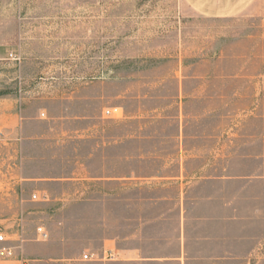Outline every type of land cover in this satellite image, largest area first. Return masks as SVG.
<instances>
[{
  "label": "crops",
  "instance_id": "0c3cea01",
  "mask_svg": "<svg viewBox=\"0 0 264 264\" xmlns=\"http://www.w3.org/2000/svg\"><path fill=\"white\" fill-rule=\"evenodd\" d=\"M184 1L229 19L255 0ZM171 72L108 94L115 81L85 83L94 107L45 130L5 105L0 144L19 159L0 181V264H264V48L207 50ZM37 227L63 234L39 241Z\"/></svg>",
  "mask_w": 264,
  "mask_h": 264
},
{
  "label": "rangeland",
  "instance_id": "374dc122",
  "mask_svg": "<svg viewBox=\"0 0 264 264\" xmlns=\"http://www.w3.org/2000/svg\"><path fill=\"white\" fill-rule=\"evenodd\" d=\"M255 46L264 48L263 0L229 19L202 17L184 0H0V54L17 58L0 57V115L11 105L38 116L43 121L32 128L45 130L50 115L77 114L80 102L94 107L78 98L85 83L115 81L103 86L107 94L144 89L172 74L180 59ZM8 129L0 124V139ZM15 162L12 148L0 144V181L16 176ZM45 230L48 238L63 234ZM78 246L71 241L66 249Z\"/></svg>",
  "mask_w": 264,
  "mask_h": 264
},
{
  "label": "built area",
  "instance_id": "2783aa9c",
  "mask_svg": "<svg viewBox=\"0 0 264 264\" xmlns=\"http://www.w3.org/2000/svg\"><path fill=\"white\" fill-rule=\"evenodd\" d=\"M9 56L12 57L11 54ZM106 113H109V111H106ZM18 159L16 160L15 163H18ZM44 198L45 197H41V199H44ZM31 199L32 200H39L40 197H38L36 194H32L31 195ZM36 230H37V233L39 235L40 240H46L48 238L47 232L42 227H37ZM4 241H6L5 235L0 231V242H4ZM0 252L6 253L7 255H10L11 254V252L8 249H6V248H2L0 250ZM82 258L87 260V259H91L92 256L91 255H88V254H83L82 255ZM109 258H112V255L111 254L109 255Z\"/></svg>",
  "mask_w": 264,
  "mask_h": 264
}]
</instances>
